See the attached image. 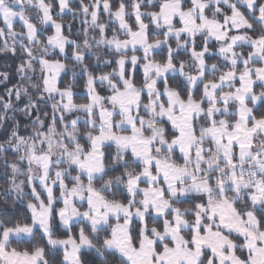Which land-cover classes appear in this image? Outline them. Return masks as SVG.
<instances>
[{
  "label": "snow or ice",
  "instance_id": "snow-or-ice-1",
  "mask_svg": "<svg viewBox=\"0 0 264 264\" xmlns=\"http://www.w3.org/2000/svg\"><path fill=\"white\" fill-rule=\"evenodd\" d=\"M0 53V264H264V0H0Z\"/></svg>",
  "mask_w": 264,
  "mask_h": 264
},
{
  "label": "trees",
  "instance_id": "trees-1",
  "mask_svg": "<svg viewBox=\"0 0 264 264\" xmlns=\"http://www.w3.org/2000/svg\"><path fill=\"white\" fill-rule=\"evenodd\" d=\"M85 2L87 3L88 0H85ZM63 19L65 22H73L74 23L73 34H75V31L77 29L82 27L78 20L73 21L72 16L70 14L65 15L63 17ZM17 30H19V26L17 27ZM65 34H67V30H65ZM156 58L159 59L160 57L157 56ZM19 63H20L19 56H17L16 58H13L10 54L0 53V72H8L10 74V77H11V79L8 82H0V97H4V99H7V97L5 96V91L7 88H11V87H13V85H20V84H28L29 83L26 80H22L20 75L16 72V67ZM108 70H110V69H105V71H108ZM69 76H70V74H69ZM69 76L63 77V82H62L61 86H63V83L68 82ZM136 79H137V82L139 83V81L141 79V74H140L139 70L137 72ZM75 91L78 94L74 97V101L77 103L85 102V100H84L85 94H84L83 80L82 79L77 81V88L75 89ZM13 103L15 104V108L11 112L8 113L7 123L0 126V142H2L5 139L4 133L7 130H10V127L13 123V120H12L13 116H15L18 120H20L21 125H25L28 123V118L24 117L23 113L19 111V109L23 107L24 101L21 100L17 104L13 98ZM50 103L51 102H49V104ZM41 107L46 112L51 111L50 107H45L44 105H41ZM33 115H35V113H33ZM29 127H30V125H29ZM83 130L84 129L82 128V131ZM21 134H26V133L22 132ZM11 158H12L11 155H9V159H11ZM2 170L3 169H0V171H2ZM5 187H7V185L4 183V181L2 179H0V191H2ZM0 203H2V199H0ZM7 203L9 206H11L13 203L12 198H8ZM20 210L21 211L23 210L22 206H20Z\"/></svg>",
  "mask_w": 264,
  "mask_h": 264
},
{
  "label": "crops",
  "instance_id": "crops-1",
  "mask_svg": "<svg viewBox=\"0 0 264 264\" xmlns=\"http://www.w3.org/2000/svg\"><path fill=\"white\" fill-rule=\"evenodd\" d=\"M84 94H85V92H84Z\"/></svg>",
  "mask_w": 264,
  "mask_h": 264
}]
</instances>
